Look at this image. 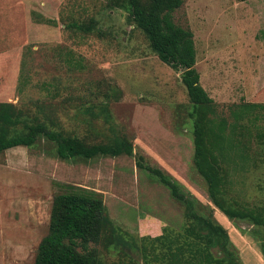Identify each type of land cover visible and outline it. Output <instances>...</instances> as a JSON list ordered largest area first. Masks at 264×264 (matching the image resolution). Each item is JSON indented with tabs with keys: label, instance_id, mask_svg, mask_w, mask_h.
<instances>
[{
	"label": "rangeland",
	"instance_id": "1",
	"mask_svg": "<svg viewBox=\"0 0 264 264\" xmlns=\"http://www.w3.org/2000/svg\"><path fill=\"white\" fill-rule=\"evenodd\" d=\"M114 1L0 0V103L49 116L95 141L124 135L134 154L213 208L192 167V134L179 123L189 104L180 74L158 60ZM173 20L193 34L199 84L220 116L231 123V108L264 105V0H183ZM71 23L95 24V29L84 34L66 27ZM110 87L120 91L118 98H106ZM104 102L111 127L78 111ZM257 113V121H243L251 138L238 136L250 160L243 169L230 166L227 186L231 199L250 208L264 206V139L258 138L264 134V110ZM108 159L76 165L97 170L105 178L101 188L126 201L108 200L105 206L134 244L116 242L106 249L101 241L92 247L103 264H146L145 258L159 264L153 258L165 250L150 238L162 235L163 225L180 230L182 209L134 158ZM73 166L57 159L44 139L0 153V264H33L48 232L52 199L65 192L60 184L78 186L73 177L80 172ZM213 217L226 229L241 264H264L258 230L229 221L217 209ZM146 220L154 233L141 235L140 222Z\"/></svg>",
	"mask_w": 264,
	"mask_h": 264
},
{
	"label": "trees",
	"instance_id": "2",
	"mask_svg": "<svg viewBox=\"0 0 264 264\" xmlns=\"http://www.w3.org/2000/svg\"><path fill=\"white\" fill-rule=\"evenodd\" d=\"M182 3L183 0H116L113 5L127 11L129 22L144 34L158 60L180 74L189 104L179 123L192 134V167L205 182L213 208L200 203L169 174L148 165L143 156L134 154L131 140L124 135H115L106 142L95 141L67 130L49 116H31L11 103H0V153L15 147L31 148L44 139L53 145L54 156L65 162H87L96 157H132L135 166L143 170L150 181L166 188L170 198L182 209L180 230L163 228L162 235L150 238L165 250L153 258L157 263L241 264L226 229L213 217L214 209L229 221L249 223L262 234L260 251L264 260V206H242L230 198L227 188L230 166L243 169L250 160L242 139L238 138H251L250 125L243 121H257L261 117L257 110H264V105L244 103L231 108V123L218 114L217 105L199 84V75L194 68L193 34L173 20V13ZM66 27L87 34L93 32L95 24L71 23ZM107 93L108 99L120 95L113 87ZM78 109L81 114L102 119L110 126L111 115L106 102L79 106ZM258 138L263 140L264 134L259 133ZM60 185L65 192L52 199L48 232L38 244L33 264H103L97 249L92 246L101 241L106 249L115 246L116 242L134 244L130 234L111 222L101 193L69 184ZM142 250L146 251L145 248ZM145 263L151 262L145 258Z\"/></svg>",
	"mask_w": 264,
	"mask_h": 264
},
{
	"label": "crops",
	"instance_id": "3",
	"mask_svg": "<svg viewBox=\"0 0 264 264\" xmlns=\"http://www.w3.org/2000/svg\"><path fill=\"white\" fill-rule=\"evenodd\" d=\"M120 157H122V156H120ZM107 158L108 157H96V158H94L92 160H95V159L107 160ZM115 158H117V157H115ZM109 159H112V158H109ZM60 161L64 162V163H67L69 165H74L72 167V170L75 168V169L79 170V172H80L77 177H73V180L75 181V183H77V185L79 187H82V188H85V189H89V190H93V191L101 193L103 195L104 205L106 204V202L108 200L109 201L117 200L118 202L125 204L126 201L125 200L123 201L120 197L117 196V194H109L107 191H105V190H103V188H101V187H103L105 185V182H104L105 178L100 177V175L97 172V170L94 171V169L92 167H87V168L83 169L82 165H76V164H78L77 162H65V161H62V160H60ZM80 163H82V162H80ZM85 170H86V172H85ZM134 171L137 172L136 169ZM107 212H108V210H107ZM111 222H112V220H111ZM147 222H148L147 220L144 221V222H140V234L141 235H143L145 233L149 234L150 231H153V233H154V230H152V229L149 230V228L145 227L147 225ZM150 223H151V221H150ZM163 227L165 228V225H163ZM156 234H157V232H156Z\"/></svg>",
	"mask_w": 264,
	"mask_h": 264
}]
</instances>
